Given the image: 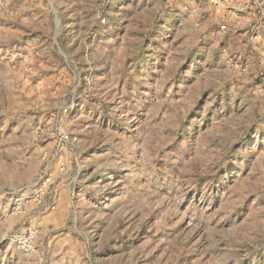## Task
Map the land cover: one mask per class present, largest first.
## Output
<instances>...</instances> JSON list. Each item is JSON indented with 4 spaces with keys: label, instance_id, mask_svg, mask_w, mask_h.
<instances>
[{
    "label": "rangeland",
    "instance_id": "1",
    "mask_svg": "<svg viewBox=\"0 0 264 264\" xmlns=\"http://www.w3.org/2000/svg\"><path fill=\"white\" fill-rule=\"evenodd\" d=\"M224 1L0 0V264H264V0Z\"/></svg>",
    "mask_w": 264,
    "mask_h": 264
},
{
    "label": "built area",
    "instance_id": "2",
    "mask_svg": "<svg viewBox=\"0 0 264 264\" xmlns=\"http://www.w3.org/2000/svg\"><path fill=\"white\" fill-rule=\"evenodd\" d=\"M209 1L214 2L216 5H220V6H223L226 3V1H224V0H209ZM229 7L231 8V6H229ZM260 15H261V17L264 18V8L261 9ZM102 22H106V19H103ZM204 28H205V24L200 25V29H204ZM228 29H229V27H228V24L226 22H224V21L216 22L215 27H214L216 37L219 40H224L227 36ZM67 111H68V109H65V112H67Z\"/></svg>",
    "mask_w": 264,
    "mask_h": 264
}]
</instances>
